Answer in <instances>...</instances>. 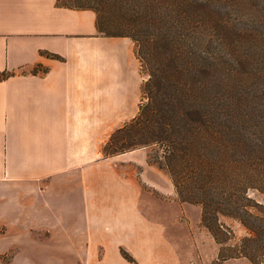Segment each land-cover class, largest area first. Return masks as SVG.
<instances>
[{
    "label": "crops",
    "instance_id": "0c3cea01",
    "mask_svg": "<svg viewBox=\"0 0 264 264\" xmlns=\"http://www.w3.org/2000/svg\"><path fill=\"white\" fill-rule=\"evenodd\" d=\"M56 3L0 0V264H213L201 208L148 148L102 154L141 103L132 41Z\"/></svg>",
    "mask_w": 264,
    "mask_h": 264
},
{
    "label": "trees",
    "instance_id": "16d2710c",
    "mask_svg": "<svg viewBox=\"0 0 264 264\" xmlns=\"http://www.w3.org/2000/svg\"><path fill=\"white\" fill-rule=\"evenodd\" d=\"M61 2L94 12L98 34L131 40L147 67L141 94L148 102L111 134L104 157L159 147L163 157L154 165L165 168L180 202L201 208V224L220 247L213 264H264V207L248 195L264 194V0H128L117 16L97 1ZM120 23L132 32H109ZM220 217L246 236L230 244L235 237Z\"/></svg>",
    "mask_w": 264,
    "mask_h": 264
},
{
    "label": "rangeland",
    "instance_id": "374dc122",
    "mask_svg": "<svg viewBox=\"0 0 264 264\" xmlns=\"http://www.w3.org/2000/svg\"><path fill=\"white\" fill-rule=\"evenodd\" d=\"M95 1H97L98 2L97 4H100L101 7H103L107 11H109L111 14H116L114 16H117L119 13V10H121L120 8L123 7L125 2H128V0H95ZM95 1L94 0H62L61 3L67 4L70 7H74V6H78V5H82V6H87V5H91V4L94 5L93 2H95ZM121 1H124V2H121ZM129 5H130V3H129ZM244 25L247 26V25H249V23H247V21H241L238 26L243 27ZM250 27L256 31L255 28L257 27V24L256 25L250 24ZM132 28L133 27H131V26H123V24L120 23V26L118 25V26L111 27V28L109 27V32L112 34L127 33V32L130 33V32H132ZM258 30H259V32H264V29H258ZM136 34L139 35L141 33H136ZM248 50L251 52L255 51L253 46H249ZM254 55H255V53H254ZM255 62L257 63L258 61L255 60ZM138 64H139V74H140V78H141V87H143V86H145L147 79H148L147 67L144 63H141L139 61H138ZM141 102H142V105L147 104L148 101H147L146 95L141 94ZM109 138L103 144V146L108 142ZM162 157H163V152L159 147L152 146V147L148 148V162L150 164H154V162H159V164H160ZM155 165L160 170L165 169L163 166L160 167L157 163ZM248 195L251 199H253L254 201H256L257 203H259L260 205H262L264 207V194L258 193L256 191H250L248 193ZM178 200L180 201L179 198H178ZM219 222H220V224L225 226L229 231H231L232 236L235 237L234 241H232L230 244H234L239 239L246 236V232H245L244 228L239 223H237L231 219L224 218V217H220ZM230 264H247V263L246 262H243V263H240V262L236 263L235 262V263H230Z\"/></svg>",
    "mask_w": 264,
    "mask_h": 264
}]
</instances>
